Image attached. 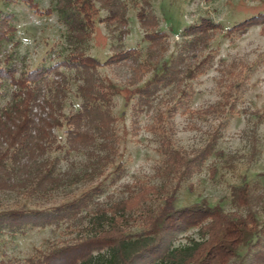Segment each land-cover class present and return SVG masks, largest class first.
<instances>
[{
    "label": "rangeland",
    "instance_id": "rangeland-1",
    "mask_svg": "<svg viewBox=\"0 0 264 264\" xmlns=\"http://www.w3.org/2000/svg\"><path fill=\"white\" fill-rule=\"evenodd\" d=\"M123 1L129 10L128 35L120 41L119 31L99 21L92 39L82 46L85 54L105 63L118 51L137 49L144 54L140 61L148 59L151 43L137 18L141 7L155 17L157 33L165 35L160 47L155 49H164L165 52L160 53L159 70L145 75L135 85L128 81L132 74L128 64L98 69L99 76L111 79L120 88L112 111L119 120L116 125L119 134L122 135L124 128L129 131L119 145L121 156L114 164L92 173L93 159L86 152L49 153L46 158L59 162L55 173L63 180L59 186L45 193L30 192V185L0 188V213L50 210L99 185L102 192L96 196L95 202L102 205L127 198L129 188L138 181L164 186L166 180L161 177V172L165 157L160 152L159 137L149 128L155 124L158 114L166 113L165 126L177 149L192 154L218 136L209 159L181 184L174 207L179 209L205 201L211 207L220 206L229 217H245L252 212L264 222V24L251 25L247 30L234 29L245 20L264 13V0ZM35 2L43 11L56 5V0ZM106 15L102 11L99 18ZM207 18L222 29L211 33L208 46L199 49L203 51L198 54L197 63L207 56H212V60L206 72L188 82L189 100L179 105L180 94L170 86L160 90L151 106L135 118L132 114L137 98L135 89L147 84L161 72L164 64H169L177 56L187 27ZM68 37L67 28L56 12L50 16L39 15L26 1L0 0V67L16 68L17 77L22 72L43 66L49 68L62 62L75 45L68 41ZM60 72L70 80L64 102V113L70 115L79 111L82 104L77 90L81 81L76 79L75 70L63 66ZM54 79L53 74L48 75L49 81ZM12 90L8 82L0 88V110L10 101ZM168 106L176 109L169 111ZM55 134L59 144H65V129L56 130ZM119 164L123 165V171L117 178L113 172ZM15 181L24 183L26 180L19 176ZM244 186L249 187L248 206L241 205L237 199L236 190ZM161 204H164L163 200L148 203L153 207ZM87 222L82 226L76 222L59 221L18 228L0 224V264H37L51 248L63 246L81 235L80 231L88 225ZM128 230L131 234L142 232L141 221L131 224ZM200 238V230L194 228L178 234L174 246H186L191 240ZM245 254L246 249L242 247L240 256Z\"/></svg>",
    "mask_w": 264,
    "mask_h": 264
},
{
    "label": "trees",
    "instance_id": "trees-1",
    "mask_svg": "<svg viewBox=\"0 0 264 264\" xmlns=\"http://www.w3.org/2000/svg\"><path fill=\"white\" fill-rule=\"evenodd\" d=\"M23 1L39 15L50 16L56 12L67 28L68 41L75 44L69 56L49 68L39 67L17 77L16 68L0 67V88L6 86V82L13 88L10 101L0 110V188L30 185V192L45 193L56 189L63 181L55 174L59 162L46 158L49 153L86 152L93 159L92 173L114 164L121 156L119 145L129 131L124 128L122 135L119 134L116 126L119 120L112 111L120 88L111 79L99 76L98 69L128 64L132 73L128 81L131 85L138 84L145 75L159 70L160 53L165 50L155 49L160 47L165 35L157 33L155 17L141 7L137 18L151 43L148 59L140 61L144 54L130 49L118 51L107 62L101 63L87 56L82 46L92 39L99 21L119 31L120 41L128 35L129 10L123 0H56V5L45 11L35 0ZM102 11L107 15L100 19ZM254 24H264V13L245 20L234 29L247 30ZM221 29L207 18L183 31L184 42L177 56L164 64L161 72L147 84L135 89L137 98L132 106L135 118L151 106L160 90L170 86L180 94L179 105L189 100L188 82L206 72L212 60V56H207L197 63L198 54L203 51L199 49L207 47L211 33ZM63 66L75 70L76 79L81 81L77 90L82 104L79 111L70 115L64 113L70 80L60 72ZM50 74L56 79L49 81ZM175 109L168 106L169 111ZM166 120V113H160L149 128L159 137L160 152L165 157L161 172V177L166 180L164 186L138 181L129 188L127 198L102 205L95 202L102 192L99 185L50 210L0 213V224L18 228L65 221L82 226L88 221V225L82 227L81 235L63 246L51 248L37 264H264V222H260L254 213L229 217L220 206L211 207L205 201L179 209L174 207L181 184L209 159L218 136L213 137L205 148L190 154L174 146L165 126ZM61 129H65L66 134L63 145L59 144L55 134ZM122 171L123 165L119 164L113 173L119 178ZM19 176L26 181L16 182L15 178ZM236 193L238 202L248 206L249 187H241ZM161 200L164 204L157 207L148 205L151 201ZM138 220L143 231L129 233L131 224ZM194 228L200 230V240H191L182 247L174 246L178 234ZM242 247L246 249L244 256H240Z\"/></svg>",
    "mask_w": 264,
    "mask_h": 264
}]
</instances>
